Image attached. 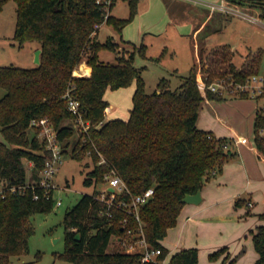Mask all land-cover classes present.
Returning <instances> with one entry per match:
<instances>
[{
  "label": "trees",
  "instance_id": "trees-1",
  "mask_svg": "<svg viewBox=\"0 0 264 264\" xmlns=\"http://www.w3.org/2000/svg\"><path fill=\"white\" fill-rule=\"evenodd\" d=\"M8 0H0V10ZM17 20L14 37L22 45L26 41L41 42V63L33 67L0 65V87L6 91L0 97V187L28 182L25 159L33 164L32 182L39 181L45 160L51 155L39 129L31 125L33 118L49 116L64 153L72 145L74 156L89 153L94 166L84 180L86 185L103 182L110 167L124 179L130 191L142 193L155 187L153 197L142 205L140 215L146 238L151 246L160 247L159 261L141 262L142 252H128L123 247L108 250L112 236H121L127 227L139 222L122 209L105 211L107 204L97 197V191L84 193L64 216L66 249L60 257L73 264H162L169 249L162 240L168 229L178 223L186 204L182 198L203 187V179L222 172L230 153L225 151L226 139L216 138L197 125L204 99H219L222 95L209 87L202 88L200 72L195 64L179 87L172 89L170 79L162 77L157 89L148 93L142 70L135 64V50L126 57L118 50V41L110 35L105 41L92 35L94 26L103 20V9L97 0H15ZM117 0H113L112 8ZM139 0H129L130 13L121 18L112 13L107 22L122 33L138 12ZM259 9L264 18V0H228ZM138 52L145 54L144 45ZM103 48L117 53L115 62L100 58ZM83 49L92 66L90 76L74 75L82 61ZM235 49L229 43L212 45L200 51L199 63L206 73L204 81L231 74L243 81L259 72L264 50L251 49L241 64L233 57ZM136 84L133 107L127 119L107 118L105 99L108 88L118 89ZM71 90L80 100L84 118L90 121L88 132L79 133L68 119H75L63 97ZM259 121L255 118V128ZM76 134V138L71 137ZM86 136V140L83 137ZM257 150L264 155V146L256 136ZM106 161L100 162L102 158ZM213 170H216L213 172ZM39 193L38 198L34 197ZM237 203H239L237 201ZM55 199L47 197L41 186L28 187L21 193H8L0 198V264H10V256L22 253L28 245L27 216L54 208ZM129 216L123 229L122 219ZM264 221V210L258 213ZM80 233V238L77 234ZM258 252L255 264H264V222L251 230ZM225 247L210 253L216 256ZM236 258H232L229 264ZM168 264H198V247H186L171 254Z\"/></svg>",
  "mask_w": 264,
  "mask_h": 264
},
{
  "label": "rangeland",
  "instance_id": "rangeland-1",
  "mask_svg": "<svg viewBox=\"0 0 264 264\" xmlns=\"http://www.w3.org/2000/svg\"><path fill=\"white\" fill-rule=\"evenodd\" d=\"M165 1L173 9L172 18H169ZM174 1H138L137 14L123 30L124 37L138 45L121 38V33L108 23H104L98 30V39L102 42L113 35L118 41L119 52L124 56L127 57L131 50H135V64L146 66L142 75L148 93L157 89L162 77L170 79L172 89L179 87L195 65L196 47L208 51L212 45L229 43L235 49L233 59L237 64L244 61L251 49L262 47L264 50V18L260 16L259 9L247 4L235 6L230 3L228 5L234 10H226L219 6L212 7V3L219 4L222 0H182L187 3L191 16L195 18L188 26L185 24L187 22L180 21L181 14H176L180 7ZM16 9V1L8 0L0 10V65L33 67L38 64L35 53L38 48H42L41 42L26 41L21 45L15 39ZM111 13L121 18L127 17L130 13L129 0H117ZM199 18L206 22L199 34H194V24L199 23ZM145 31H149L146 36ZM205 39H208L206 43ZM142 43L145 44V54L138 52V46ZM99 55L106 61L115 62L117 59V53L108 48L101 49ZM87 59V52L83 49L82 60ZM196 64L198 73L205 76L200 63ZM79 65L80 63L77 66ZM260 71H264V54ZM5 91L0 87V97ZM257 107L258 103L254 99L238 95L224 94L219 99L206 98L202 102L197 125L216 138L226 139L225 151L230 153L226 160L239 163L240 160H256L258 166L260 164L264 169V155L258 154L254 146ZM67 122H71L78 130L75 120L68 119ZM76 137L74 134L71 138ZM0 140H4L1 126ZM25 164L28 181H33V164L28 159H25ZM93 166L94 160L89 153L77 158L74 156L73 146H68L62 155L59 169L52 178L56 184L54 199L61 200V203L55 204L50 211L34 212L27 216V228L30 232L27 248L22 253L11 255L10 264H73L60 257L66 249L64 216L84 193H99L105 187L104 182L97 185L84 183ZM221 174L219 171L203 179L202 195L205 190L210 189L208 182L211 181L215 191L214 203L199 213L196 216L198 220L185 227L181 233L179 229H168L167 240L175 243L180 239L183 241L182 246H197L198 264H229L232 258L236 259L231 264H255L258 253L249 228L255 226L257 213L264 210V188L246 189L244 187L248 185V178L233 180L232 175L224 178ZM209 201L210 196H207L190 206H204ZM121 247L116 236H112L107 249L118 250ZM223 247L225 249L216 256H210V253ZM171 254L169 252L167 260Z\"/></svg>",
  "mask_w": 264,
  "mask_h": 264
},
{
  "label": "built area",
  "instance_id": "built-area-1",
  "mask_svg": "<svg viewBox=\"0 0 264 264\" xmlns=\"http://www.w3.org/2000/svg\"><path fill=\"white\" fill-rule=\"evenodd\" d=\"M113 0H97V3L103 9V20L97 22L94 26L92 35H94L102 27L112 11ZM212 7H215L213 5ZM222 9L226 7L221 6ZM74 75L75 71H73ZM202 88L209 87L211 90L224 94H232L254 99L258 103L256 109V118L259 121L258 127L255 128V138L258 136L264 146V71L254 72L247 76L243 81L236 79L233 75L219 76L210 83L204 81V76L200 74ZM226 92V93H224ZM63 97L67 100L69 109L75 114V125L78 127V132H88L90 121L84 118V111L81 107L80 100L71 90H67ZM108 107L106 108V111ZM31 125L39 129L40 137L45 140L46 148L51 151V155L45 160L39 181H28L24 184H4L0 187V198L5 197L8 193H21L28 187L41 186L44 188V194L49 197L53 196L55 182L52 181L53 176L59 169L62 162V143L58 137V132L49 116L33 118ZM86 136L83 137L86 140ZM254 138V146L257 149ZM106 161L103 157L100 162ZM103 182L105 187L97 194V197L107 204L105 211L109 216L113 215L112 208L122 209L127 214L132 215L139 222V225L134 229L127 227L129 224V216L122 219L123 229L126 228L123 235L116 236L117 241L128 252H142L141 262L159 261L158 256L161 253L160 247L151 246L146 238L144 231V222L141 218L140 211L143 204L148 202L154 195L155 187L150 186L142 193L134 194L128 188L124 179L116 172L114 167H110L104 173ZM111 187L113 189H111ZM39 193L35 192L34 197L38 198ZM54 197V196H53ZM61 200H55V204H60ZM162 264H167L166 259L160 261Z\"/></svg>",
  "mask_w": 264,
  "mask_h": 264
},
{
  "label": "crops",
  "instance_id": "crops-1",
  "mask_svg": "<svg viewBox=\"0 0 264 264\" xmlns=\"http://www.w3.org/2000/svg\"><path fill=\"white\" fill-rule=\"evenodd\" d=\"M174 2L179 3L180 9L176 10V14H181V15H179L182 18V19H180V21H185V22H187L185 24L190 26L191 23L195 19L194 17L191 16L192 15L190 13L191 9L189 8V6L187 5V3L185 1L175 0ZM230 3L231 2H229L228 0H222V2L219 4L212 3V6L215 5V7L219 6L220 8H221V6H224V7H226V10H228V9L234 10V8H232L228 5ZM231 4H233L235 6L239 5V4H234V3H231ZM166 9H167V13L170 15L169 16V18H170L173 14V9L171 7L170 8L168 7L167 2H166ZM252 18L257 19L255 17H252ZM199 20H200V18H199ZM258 21H261V20L259 19ZM205 22H206V20H202V21L200 20L199 23L194 24V34H196V33L199 34V32L201 31L203 24ZM124 28H123V30H124ZM123 30L121 33V38H123L126 41L132 42L135 45H138L136 42H134L128 38H125L123 35ZM147 32H149V31L144 32L145 33L144 36H146ZM153 33H155V32H153ZM98 36H99V33H98ZM207 40L208 39H205L204 43H206ZM141 45H145V44L142 43ZM200 51H201L200 47L199 48L196 47V56H195L196 62H195V64L197 62H199ZM157 58L159 59V57H157ZM74 71H75V74H78L81 76L82 75L90 76L91 72H92V66L90 64H88L87 60H82L80 62V65L77 66L74 69ZM135 87H136V84L132 83L130 86L121 87V88H118L116 90H114V89L111 90V88H108L106 90L105 99L109 102L108 110L106 111L107 112V118L121 117V118L127 119L129 117L131 108L133 107V93L135 91ZM255 151L258 152V154H261L260 151L257 150L256 148H255ZM261 166H260V164L258 166L256 160H240V163L235 162V160H226L223 164V170H222V172H221L222 174L220 176L221 177L224 176V178H227L228 176L232 175L231 178L233 180L244 179L246 177V178H248V179H246L248 185L244 188L252 189V190L253 189L254 190H261L264 188V186H263V184H264V182H263L264 181V169L261 168ZM215 171L216 170H213V172H215ZM215 173H217V172H215ZM261 178H263V179H261ZM208 183L210 184V189L204 191V193L202 195L203 196L202 200L205 197L210 196L209 203H207V205H204V206H199V205L190 206L191 203H186L183 206V208L179 214L178 223L169 229H173V228L179 229V231L181 233V231H183L185 227H187L189 224L191 225V223H195V221L198 220V218L196 216L199 213L204 212L205 209L207 208V206L212 205L214 203V201H213L214 196H215V191H213L214 187L211 184V181ZM243 189H241V190H243ZM216 192H217V190H216ZM249 203H251V201H249ZM192 204H196V203H192ZM260 212H262V211H260ZM255 219H256L255 220V226L250 227L249 231H251L252 229H255L257 225L264 222L261 219H259V216L256 217ZM162 242L169 249L170 253H174V252H176L180 249L186 248V247H194L195 246V245H193V246H182L181 244L183 241L182 240L180 241V239L177 240L175 243H172L170 240H167V235H166V238L162 240ZM186 243H187V241H185V244ZM195 247H197V246H195ZM257 258H258V254H257L256 259ZM256 259H255V261H256Z\"/></svg>",
  "mask_w": 264,
  "mask_h": 264
},
{
  "label": "water",
  "instance_id": "water-1",
  "mask_svg": "<svg viewBox=\"0 0 264 264\" xmlns=\"http://www.w3.org/2000/svg\"><path fill=\"white\" fill-rule=\"evenodd\" d=\"M41 52H42V48H38L36 50V53H35V60L38 64L41 63ZM111 189H113L111 187ZM202 189L199 188L197 190V192L195 193H187L183 198H182V201L186 202V203H199L202 201ZM77 238L79 239L80 238V233L77 234Z\"/></svg>",
  "mask_w": 264,
  "mask_h": 264
}]
</instances>
